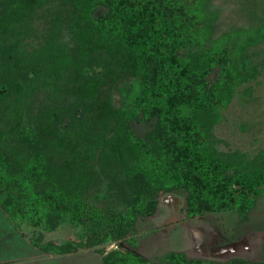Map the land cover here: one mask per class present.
I'll use <instances>...</instances> for the list:
<instances>
[{"label": "trees", "instance_id": "1", "mask_svg": "<svg viewBox=\"0 0 264 264\" xmlns=\"http://www.w3.org/2000/svg\"><path fill=\"white\" fill-rule=\"evenodd\" d=\"M219 17L213 0H0L11 229L40 251L85 248L102 264H252L135 251L162 193L184 194L187 219L246 212L264 196V149L221 150L213 134L233 96L264 78V25L215 36ZM61 225L74 237L44 240Z\"/></svg>", "mask_w": 264, "mask_h": 264}, {"label": "rangeland", "instance_id": "2", "mask_svg": "<svg viewBox=\"0 0 264 264\" xmlns=\"http://www.w3.org/2000/svg\"><path fill=\"white\" fill-rule=\"evenodd\" d=\"M213 1L220 10L215 36L233 27L264 25V0ZM255 50L263 55L264 42ZM249 86L250 93L233 96L221 110V118L213 129L221 150L237 149L255 154L264 149V78L260 77ZM133 126L139 135L149 129L147 124ZM122 205L120 202V208ZM157 205L156 213L137 225L140 235L135 251L139 254L156 261L166 251L175 250L183 251L189 257L215 261L241 258L252 264H264V196L256 198L246 212L225 210L192 219L185 217V200L181 192L162 193ZM30 233H16L0 210V240L8 249H0V264H102L98 253L85 248L63 255L40 251L29 245ZM73 237V229L61 225L45 234L44 240L61 242Z\"/></svg>", "mask_w": 264, "mask_h": 264}, {"label": "crops", "instance_id": "3", "mask_svg": "<svg viewBox=\"0 0 264 264\" xmlns=\"http://www.w3.org/2000/svg\"><path fill=\"white\" fill-rule=\"evenodd\" d=\"M5 245H6V243H4V242H2V240H0V249H1V250L5 251L4 248H5L6 250H8V249L5 247Z\"/></svg>", "mask_w": 264, "mask_h": 264}]
</instances>
